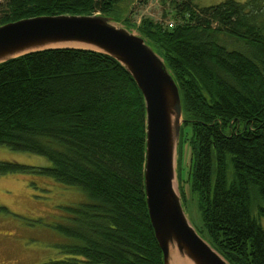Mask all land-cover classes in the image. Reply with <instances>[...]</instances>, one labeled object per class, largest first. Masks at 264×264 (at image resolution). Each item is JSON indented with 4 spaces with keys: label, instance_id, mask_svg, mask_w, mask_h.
<instances>
[{
    "label": "trees",
    "instance_id": "16d2710c",
    "mask_svg": "<svg viewBox=\"0 0 264 264\" xmlns=\"http://www.w3.org/2000/svg\"><path fill=\"white\" fill-rule=\"evenodd\" d=\"M127 1L0 0V25L100 14L143 36L180 88L181 145L193 131L191 180L203 214L195 228L231 264H264V0H175L173 26L132 22ZM0 145L52 163L0 161V175L49 176L93 199L65 208L68 222L56 229L70 242L50 264H165L145 193V99L116 59L67 48L0 64Z\"/></svg>",
    "mask_w": 264,
    "mask_h": 264
},
{
    "label": "water",
    "instance_id": "95a60500",
    "mask_svg": "<svg viewBox=\"0 0 264 264\" xmlns=\"http://www.w3.org/2000/svg\"><path fill=\"white\" fill-rule=\"evenodd\" d=\"M79 44L85 47L65 46ZM85 49L116 59L146 104L144 184L156 239L171 264L177 248L194 264H231L195 228L178 172L185 123L180 88L161 55L136 30L105 15L37 16L0 25V64L51 49Z\"/></svg>",
    "mask_w": 264,
    "mask_h": 264
},
{
    "label": "rangeland",
    "instance_id": "374dc122",
    "mask_svg": "<svg viewBox=\"0 0 264 264\" xmlns=\"http://www.w3.org/2000/svg\"><path fill=\"white\" fill-rule=\"evenodd\" d=\"M175 0H128L132 22L150 17L165 25L176 21ZM228 0H199L203 7L224 3ZM245 2L247 0H234ZM3 11H0V19ZM229 44L237 45L231 40ZM238 46V45H237ZM244 43H240V48ZM238 48V47H237ZM191 126L184 132L179 150L182 188L186 211L192 223L200 228L203 214L200 197L193 190L191 170L193 165ZM0 161L18 163L33 168H51L45 157L22 151H14L0 145ZM93 199L82 188L67 186L52 177L36 173L0 175V264H50L62 258L58 246L69 243L56 225L68 222L66 207L92 203ZM264 224V222H263Z\"/></svg>",
    "mask_w": 264,
    "mask_h": 264
},
{
    "label": "bare ground",
    "instance_id": "6f19581e",
    "mask_svg": "<svg viewBox=\"0 0 264 264\" xmlns=\"http://www.w3.org/2000/svg\"><path fill=\"white\" fill-rule=\"evenodd\" d=\"M65 46L85 47L79 44H69ZM171 264H194L188 257L183 256L177 248L171 251Z\"/></svg>",
    "mask_w": 264,
    "mask_h": 264
},
{
    "label": "built area",
    "instance_id": "2783aa9c",
    "mask_svg": "<svg viewBox=\"0 0 264 264\" xmlns=\"http://www.w3.org/2000/svg\"><path fill=\"white\" fill-rule=\"evenodd\" d=\"M171 26H173V23L172 24H170Z\"/></svg>",
    "mask_w": 264,
    "mask_h": 264
}]
</instances>
